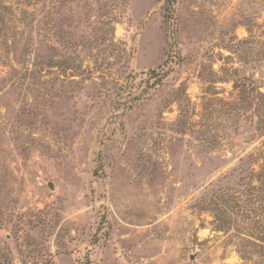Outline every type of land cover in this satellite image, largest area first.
<instances>
[{
    "label": "rangeland",
    "instance_id": "rangeland-1",
    "mask_svg": "<svg viewBox=\"0 0 264 264\" xmlns=\"http://www.w3.org/2000/svg\"><path fill=\"white\" fill-rule=\"evenodd\" d=\"M174 1L0 0V264H264V0Z\"/></svg>",
    "mask_w": 264,
    "mask_h": 264
},
{
    "label": "trees",
    "instance_id": "trees-1",
    "mask_svg": "<svg viewBox=\"0 0 264 264\" xmlns=\"http://www.w3.org/2000/svg\"><path fill=\"white\" fill-rule=\"evenodd\" d=\"M164 7H165V10H166V13H167V17L168 18H173L174 16V13H175V1L174 0H164ZM167 62L164 63L163 65H160L159 67L157 68H154V69H151L149 71V74L153 77H158L159 76V70H162L164 67L167 66ZM170 65V64H168ZM166 74V73H165ZM261 233L264 234V227L261 229ZM263 240H264V237H263Z\"/></svg>",
    "mask_w": 264,
    "mask_h": 264
},
{
    "label": "water",
    "instance_id": "water-1",
    "mask_svg": "<svg viewBox=\"0 0 264 264\" xmlns=\"http://www.w3.org/2000/svg\"><path fill=\"white\" fill-rule=\"evenodd\" d=\"M49 186L53 189V186H52V184H49Z\"/></svg>",
    "mask_w": 264,
    "mask_h": 264
}]
</instances>
